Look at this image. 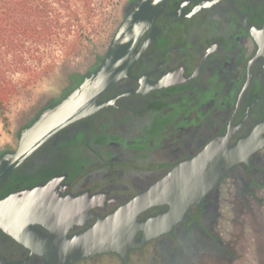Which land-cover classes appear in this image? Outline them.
<instances>
[{
	"label": "flooded vegetation",
	"instance_id": "obj_1",
	"mask_svg": "<svg viewBox=\"0 0 264 264\" xmlns=\"http://www.w3.org/2000/svg\"><path fill=\"white\" fill-rule=\"evenodd\" d=\"M138 1H123L117 26ZM107 48L64 73L17 130L16 147L21 130L95 71ZM137 50L130 76L99 98L113 101L61 129L0 187L1 198L49 183L53 197L32 224L51 239L0 228V259L47 264L44 242H69L105 219L121 225L109 242L122 243L70 264H263L264 0H165ZM212 142L237 145L236 161L197 200L115 215Z\"/></svg>",
	"mask_w": 264,
	"mask_h": 264
},
{
	"label": "water",
	"instance_id": "obj_2",
	"mask_svg": "<svg viewBox=\"0 0 264 264\" xmlns=\"http://www.w3.org/2000/svg\"><path fill=\"white\" fill-rule=\"evenodd\" d=\"M165 0H139L114 31L108 48L90 75L55 105L43 109L38 117L24 127L18 145L12 152L0 155V187L37 149L72 122L89 116L113 99L99 100L123 76H130V68L138 58L137 44L143 32L152 26ZM215 142L197 156L182 161L153 186L120 208L122 216L128 209L134 213L149 204L169 202L173 205L189 204L197 200L211 185L217 182L224 170L236 161L238 146L216 148ZM49 183L34 186L23 194L11 191L0 198V228L22 240L24 231L32 237L44 235L32 224L38 221L40 208L52 205ZM114 218V216L112 217ZM110 219L109 217L106 219ZM102 221L82 232L67 237L69 242H44L48 244L47 264H70L80 257L116 249L122 242H109L121 236L120 225L110 226ZM132 214V222L133 221ZM130 228L129 220H122ZM130 230V229H129ZM119 231V232H118ZM73 242H70V240ZM35 247L37 242H22ZM125 243V242H124ZM139 242H130L131 246ZM0 264H14L0 259Z\"/></svg>",
	"mask_w": 264,
	"mask_h": 264
},
{
	"label": "rangeland",
	"instance_id": "obj_3",
	"mask_svg": "<svg viewBox=\"0 0 264 264\" xmlns=\"http://www.w3.org/2000/svg\"><path fill=\"white\" fill-rule=\"evenodd\" d=\"M70 1V8H60L56 2L50 5V19L55 20L61 12L59 20L67 24L60 33L45 41L28 38L17 57L0 47V53H5L2 67L16 87L7 104V122L0 118V150L16 147L17 130L50 94L58 92L65 72L83 67L96 52L107 48L124 0H91L88 8L82 0Z\"/></svg>",
	"mask_w": 264,
	"mask_h": 264
},
{
	"label": "trees",
	"instance_id": "obj_4",
	"mask_svg": "<svg viewBox=\"0 0 264 264\" xmlns=\"http://www.w3.org/2000/svg\"><path fill=\"white\" fill-rule=\"evenodd\" d=\"M54 2L60 8L71 7L70 0H0V47L5 48V53L12 52L17 57L28 38L45 41L48 36L60 33L67 24L59 20L61 12L56 13L55 20L50 19V5ZM82 2L88 8L91 0ZM72 14L77 17L76 11L72 10ZM5 53H0V118L4 123L7 104L16 92L13 80L2 67Z\"/></svg>",
	"mask_w": 264,
	"mask_h": 264
}]
</instances>
